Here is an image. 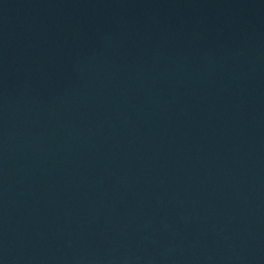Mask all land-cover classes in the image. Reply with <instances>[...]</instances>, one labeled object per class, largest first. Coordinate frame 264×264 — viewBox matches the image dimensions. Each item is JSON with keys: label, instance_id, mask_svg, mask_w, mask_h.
Returning <instances> with one entry per match:
<instances>
[{"label": "water", "instance_id": "1", "mask_svg": "<svg viewBox=\"0 0 264 264\" xmlns=\"http://www.w3.org/2000/svg\"><path fill=\"white\" fill-rule=\"evenodd\" d=\"M0 264H264V0H0Z\"/></svg>", "mask_w": 264, "mask_h": 264}]
</instances>
